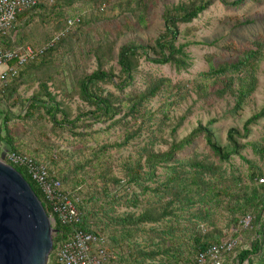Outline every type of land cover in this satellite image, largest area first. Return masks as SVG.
<instances>
[{
  "label": "trees",
  "instance_id": "trees-1",
  "mask_svg": "<svg viewBox=\"0 0 264 264\" xmlns=\"http://www.w3.org/2000/svg\"><path fill=\"white\" fill-rule=\"evenodd\" d=\"M158 1L164 2L163 29L156 37L148 42L128 39L118 44L125 31L148 27L150 11ZM215 1L238 7L246 0H40L19 12L7 29L2 39L8 47L46 46L21 66L0 96V103L6 107H19L22 123L27 119L31 120L30 126L48 122L51 132H69L81 143L87 142L90 133L86 129L96 122L107 129L119 126L122 140L111 145L117 148L140 136L143 129L149 134L136 158L125 160L118 175L112 172L109 160H99L98 167L94 164L106 145L72 168L60 166L62 159L66 161L60 153L45 155L35 147H30V152L22 150L18 128L8 125L11 110L4 114L0 143L5 142V150L27 155L36 165L43 162L48 178L59 180L60 190L79 197L75 203L78 219L62 222L27 165L10 163L54 219L51 264H59L57 248L75 230L95 232L105 239L108 257L102 264L117 260L123 264H195L198 253L232 239L237 243L222 252L224 264H264V163L258 164L242 154L250 147L264 160V136L247 140L252 126L264 118V102L241 126L227 129L226 145L215 139L210 127L214 119L204 125L199 122L177 139L175 133L191 108L174 119L167 110L187 98V84L140 68L144 59L168 64L178 72L189 69L193 64L186 49L190 43L179 42L180 25L197 18ZM107 12H113V18L122 17V21L112 26ZM35 17L40 25H49L51 32L39 42L30 36L29 24ZM263 54L264 37L256 38L233 60L201 72V83L196 85L198 97L228 95L233 99L230 113L240 114L257 88ZM89 59L94 63L92 69L86 66ZM136 74L142 79L139 87L133 86ZM208 82L212 91L207 89ZM21 86L31 87V94H20ZM161 94L166 95V101L160 103L161 115L157 117L147 104ZM74 98L82 103L76 112L67 101ZM164 128L169 129V134L162 136ZM200 135L212 156L193 152L179 157L178 153ZM157 143L165 148L155 149ZM235 155L246 164L243 175L235 174L230 167ZM120 208L124 210L119 213ZM218 216L232 226L231 233L216 224ZM247 216L249 223L243 226L242 219ZM110 242L118 244L122 254L113 253Z\"/></svg>",
  "mask_w": 264,
  "mask_h": 264
},
{
  "label": "rangeland",
  "instance_id": "rangeland-1",
  "mask_svg": "<svg viewBox=\"0 0 264 264\" xmlns=\"http://www.w3.org/2000/svg\"><path fill=\"white\" fill-rule=\"evenodd\" d=\"M177 1L178 0H167V2L174 3ZM163 6L164 2L158 1L157 5L150 11L148 27L146 29L137 28L125 31L118 44L128 39L148 42L156 37L158 32L163 29V21L161 18ZM107 15L112 17L110 20L112 26L122 21V17L120 16L113 18V12H107ZM29 28L30 36L34 42H39L47 36H51V32L48 30L49 25H40L37 17L33 18L30 22ZM180 29L181 34L179 36V42L186 41L190 43L186 48L193 63L189 69L178 72L168 64H154L144 59H141L140 68L157 76L169 77L173 82L187 84L190 90L187 98L177 103L172 108L166 109L169 116L174 119L186 112L188 108H191V113L184 119L183 124L175 133L177 139L185 136L199 122L204 125L209 120L214 119L210 127L214 132L215 139L220 145H226L227 129L231 126H241L243 121L264 102V54L258 65L257 88L238 115H232L230 113L229 109L233 103V99L230 96L227 95L223 98H218L211 94L206 98L198 97L196 85L201 83V72L215 67L218 63L233 60L240 49L248 46L254 39L264 37V0H246L238 7L226 6L219 1H215L208 9L199 14L197 18L189 23L181 24ZM210 55H212V58L209 60ZM86 66L88 69H92L94 67L93 60L89 59ZM141 83V76L136 74L133 86L139 87ZM210 84V82L207 83V89H211L212 91L213 89ZM108 89L114 90L111 86H108ZM31 91L32 88L28 86H21L19 88L20 94L24 97L29 96ZM67 101L74 112L77 111V106L82 105L81 101L77 98ZM164 101H166V95L164 94L163 96L161 94L154 97L147 105L153 113L159 117L161 115L160 103ZM8 109L11 110V115H13L8 125L11 129L18 128L17 131L20 132V137L22 139V145L20 146L22 150L30 152V147H35L45 155H50L52 151L60 153L66 158H64L66 160L65 162L63 159L60 161V166H67L68 168H72L76 162H83L86 158L90 159L91 152L98 151L97 149L101 145H106V148L102 152H98V159H96L94 164L98 167L99 160H109L111 162L112 172L114 171L115 174L119 175V169H121L122 163L125 160L133 161L136 158L138 148L141 147L143 143L147 142L149 135L148 132L143 129L140 136L130 140L127 145L117 148L111 145L113 142L122 140V129L119 126L107 129L104 128L105 124L96 122L92 127L86 129V131L90 133L87 142L81 143L78 141V138L74 137V135L69 132L58 134L56 132H51L48 122L30 126L31 120L27 119L25 124L22 123L19 115L23 112L20 111L18 106L8 108L0 103V125L3 120L2 117L8 112ZM1 134H4L3 130ZM165 134H169V129L164 128V133L161 135L165 136ZM263 136L264 118L252 126V132L247 140H259ZM164 148L165 146L162 144H155V149ZM5 149V142L2 141L0 143V151ZM193 152L212 156V151L202 135L196 137L190 145L181 150L178 156L185 158ZM242 154L258 164L264 163V160H260L259 157L251 151L250 147L245 148ZM229 163L235 174L243 175L246 173V164L239 156H233ZM82 175L84 176V174ZM123 210V208H120L118 212L120 213ZM218 212L221 214L219 207ZM216 224L220 225L225 233H231L233 230L231 225L228 226L223 216L217 217ZM51 225L53 227L52 222ZM53 235L54 232H52V237ZM237 238L240 242L241 236ZM51 252L52 249L50 253ZM50 253L48 255L47 264H51ZM229 263L231 262L229 261ZM148 264L154 263L148 262Z\"/></svg>",
  "mask_w": 264,
  "mask_h": 264
},
{
  "label": "built area",
  "instance_id": "built-area-1",
  "mask_svg": "<svg viewBox=\"0 0 264 264\" xmlns=\"http://www.w3.org/2000/svg\"><path fill=\"white\" fill-rule=\"evenodd\" d=\"M40 0H0V96L6 84L17 75L21 66L29 59L34 58L43 51L46 46L32 48L29 45L8 47L2 39L7 29L15 20L16 15L22 10L35 5ZM53 2L54 0H42ZM69 25L72 23L68 21ZM53 40L49 42L52 43ZM4 160L13 164L27 165L32 177L41 187L47 199L51 202L52 211L62 222H73L78 219L79 212L75 203L79 197L64 193L60 190L59 180L48 178L45 164L36 165L27 155L6 150ZM262 178L259 181L262 182ZM54 223L53 217H49ZM249 223V216L242 219L243 226ZM237 243L232 239L221 244H212L206 250L201 251L195 258V264H224L222 252L230 250ZM59 264H102L108 257L105 239L95 232L75 230L56 251Z\"/></svg>",
  "mask_w": 264,
  "mask_h": 264
},
{
  "label": "water",
  "instance_id": "water-1",
  "mask_svg": "<svg viewBox=\"0 0 264 264\" xmlns=\"http://www.w3.org/2000/svg\"><path fill=\"white\" fill-rule=\"evenodd\" d=\"M0 151V264H47L50 218L30 184Z\"/></svg>",
  "mask_w": 264,
  "mask_h": 264
},
{
  "label": "crops",
  "instance_id": "crops-1",
  "mask_svg": "<svg viewBox=\"0 0 264 264\" xmlns=\"http://www.w3.org/2000/svg\"><path fill=\"white\" fill-rule=\"evenodd\" d=\"M108 245L111 247V249L113 250V253H116V254H122L121 252V250H119V245L118 244H112L111 242H110V244L108 243ZM114 264H123V263H121V262H119L118 260L114 263Z\"/></svg>",
  "mask_w": 264,
  "mask_h": 264
}]
</instances>
